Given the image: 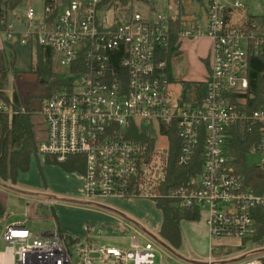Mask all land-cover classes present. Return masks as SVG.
<instances>
[{
    "label": "built area",
    "instance_id": "2783aa9c",
    "mask_svg": "<svg viewBox=\"0 0 264 264\" xmlns=\"http://www.w3.org/2000/svg\"><path fill=\"white\" fill-rule=\"evenodd\" d=\"M199 1L207 2L204 32L198 20L177 22L151 7L141 13L136 4L143 1L50 0L42 16L30 4L23 29L10 23L5 35L32 51L50 50L53 63L66 71L55 73L62 84L56 91L44 85L36 145L39 154L59 163L82 159V194L89 202L149 199L198 208L210 238V254L198 264H264V234L258 236L264 193L248 188L230 150L233 132L242 129L256 138L251 153L264 155V0ZM174 36L179 56L185 42L211 40L205 80L180 82L178 94L172 89L177 57L169 59ZM260 67L262 82L255 89L251 72ZM187 85L192 100H185ZM0 113L14 111L0 101ZM175 152L176 167L189 171L186 179L171 173ZM36 221L25 215L2 228L0 264L167 260L152 240L132 236L123 249L90 238L72 243L57 225L35 233L27 224ZM231 239L250 249L239 259L218 260V242Z\"/></svg>",
    "mask_w": 264,
    "mask_h": 264
},
{
    "label": "rangeland",
    "instance_id": "374dc122",
    "mask_svg": "<svg viewBox=\"0 0 264 264\" xmlns=\"http://www.w3.org/2000/svg\"><path fill=\"white\" fill-rule=\"evenodd\" d=\"M134 2L135 0H129ZM33 5L36 13L41 15L44 11L46 0H25L24 3L12 13L11 22H15V30L23 29L25 14L29 5ZM141 13H148V8H155L157 13H162L172 19L198 20L200 31L207 29V2L183 1L176 5L173 0H144L142 4H136ZM20 18V19H19ZM20 21H19V20ZM5 49L13 47L16 51V64L11 70L9 93L14 90L20 96L22 104L30 102L33 105L32 120L40 122V109L44 85L36 76L30 74L32 64H36L34 51L29 46H23L19 42L11 43L6 35H3ZM211 40L201 37L197 41L185 42L181 45L183 56L173 61L175 92L181 90L180 82L199 80L207 72L206 62ZM54 72L64 74L66 71L58 62L54 64ZM24 97V98H23ZM24 99V100H23ZM40 135H35V140ZM249 167L263 166L264 155L250 153L247 156ZM262 171H264L262 169ZM84 177L79 172H68L60 164H48L46 156L39 154L31 159L30 169L26 173H20L16 185L0 182V193L3 195V203H7V215L4 219H17L27 215L37 218L30 228L35 231L53 230L57 225L72 239L90 238L97 243L108 247L128 248L130 238L138 236L141 242L152 240L165 251L167 260L164 264H198L204 263L210 254L209 230L206 224V215H202L197 225L184 221L181 224L182 244L179 249L170 247L159 235L163 223V213L157 207L156 202L149 199H102L98 205L107 207L104 210L99 207L87 205L91 203L83 194ZM24 197H20V196ZM5 197L8 202H5ZM46 197V198H45ZM56 199L55 202H47ZM4 219L0 220L3 223ZM55 222H52L51 220ZM221 252L216 255L218 260L227 262L239 259L246 254V248L238 239L221 240Z\"/></svg>",
    "mask_w": 264,
    "mask_h": 264
},
{
    "label": "trees",
    "instance_id": "16d2710c",
    "mask_svg": "<svg viewBox=\"0 0 264 264\" xmlns=\"http://www.w3.org/2000/svg\"><path fill=\"white\" fill-rule=\"evenodd\" d=\"M25 0H0V31L5 36V32L10 24V15L15 12ZM50 0H46L48 3ZM128 1V0H126ZM141 2L144 0H135ZM183 1L173 0L180 7ZM58 11H55V14ZM179 22V17L176 19ZM12 43V42H11ZM14 43V42H13ZM176 37L170 41L169 59L172 61L175 57L179 58V53L174 49ZM36 64H32L29 73L37 77L42 85L47 82L50 93L56 91L61 82L57 81L54 72L53 54L50 50L36 46L33 48ZM16 51L13 47H8L2 53L0 60V101H4L14 111L13 114L0 113V182L4 184L16 185L20 173H26L30 169L31 159L38 156L39 152L35 140V124L32 120L34 115L30 102L27 112H22V101L20 96L14 90L9 93V81L11 70L16 64ZM262 68L251 72L252 88H259L262 82ZM259 80V84L256 83ZM66 83V82H65ZM191 86L187 87V91ZM203 87H201V90ZM251 133L237 129L233 132V139L230 142V150L234 157V163L237 173L241 174L248 188L255 193H264V171L257 167L247 165V156L256 145V138ZM176 152L172 156L171 173L178 176L179 179H186L188 170L178 169L175 162ZM199 161L200 158H199ZM48 164H60L68 172H84V163L81 158L70 157L65 163H59L55 157L46 156ZM175 181V178L171 179ZM157 207L163 213V223L159 235L170 247L179 249L182 244L181 224L184 221L197 222L200 220L198 208L181 210L176 208L170 201L156 202ZM5 209L0 201V219H4ZM259 235L264 234V211L258 214ZM62 234L65 232L61 231ZM72 243L78 242L81 238L72 239L66 236Z\"/></svg>",
    "mask_w": 264,
    "mask_h": 264
},
{
    "label": "crops",
    "instance_id": "0c3cea01",
    "mask_svg": "<svg viewBox=\"0 0 264 264\" xmlns=\"http://www.w3.org/2000/svg\"><path fill=\"white\" fill-rule=\"evenodd\" d=\"M43 14V13H42ZM42 14L41 15H39V16H42ZM11 18H12V14L10 15V18H9V20H10V23H12L11 22ZM20 19V18H19ZM18 19V20H19ZM20 21V20H19ZM13 25L15 24V22L14 23H12ZM15 26V25H14ZM21 30V29H20ZM5 50H7V48L5 49V43H4V39H3V33L0 31V60H1V56H2V53L3 52H5ZM183 56V54L181 53L180 54V56H179V58L180 57H182ZM179 58H177V60H179ZM204 61H205V59H204ZM207 73V72H206ZM206 73H205V75L203 76V77H201V79H199V80H194V81H191V82H187V81H185V82H187V83H192V82H203L204 80H205V77H206ZM176 86V84L175 85H173L172 87V89L174 90V87ZM188 86H190V85H187V87ZM187 87H186V91H187ZM192 88V87H191ZM191 88H190V90H188V92H185V100H192L193 99V97L194 96H190L189 95V93L191 92ZM175 91V90H174ZM179 92V91H178ZM178 92H175L176 94H178ZM24 98V97H23ZM24 100V99H23ZM32 107H33V105H32ZM35 123V122H34ZM35 130H36V126H35ZM1 196H3L1 193H0V201H1V203H2V205H3V207H4V209H5V212H6V215H7V210H6V206H7V203H3V197H1ZM20 197H24L23 195L22 196H20ZM46 198V197H45ZM5 202H8V198L7 197H5ZM47 202H49L50 203V200H48ZM93 206V205H92ZM94 207H96V206H94ZM5 215V216H6ZM25 216V215H24ZM24 216L23 217H19V218H17V219H9L10 218V216H9V218H6V219H4V221H3V223H0V231L2 230V228L6 225V224H12V223H16V222H21V221H24ZM202 217V216H201ZM5 218V217H4ZM1 220V219H0ZM198 222V221H197ZM197 222H191V223H193V224H191V225H197L196 223ZM35 222H30V223H28L27 224V226L29 227L30 226V224H34ZM30 228V227H29ZM32 231H34L35 233H39L40 231H35L33 228H30Z\"/></svg>",
    "mask_w": 264,
    "mask_h": 264
},
{
    "label": "water",
    "instance_id": "95a60500",
    "mask_svg": "<svg viewBox=\"0 0 264 264\" xmlns=\"http://www.w3.org/2000/svg\"><path fill=\"white\" fill-rule=\"evenodd\" d=\"M86 204H87V205H94V206L99 207V208H101V209L112 211L111 209H109V208H107V207H104V206H102V205L93 204V203H86ZM157 242L160 243L162 246H165L161 241H157Z\"/></svg>",
    "mask_w": 264,
    "mask_h": 264
}]
</instances>
